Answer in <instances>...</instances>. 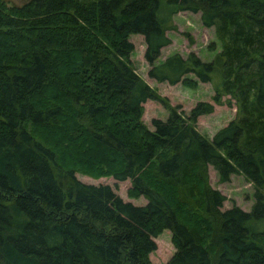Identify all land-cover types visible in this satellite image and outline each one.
Wrapping results in <instances>:
<instances>
[{"label":"trees","instance_id":"1","mask_svg":"<svg viewBox=\"0 0 264 264\" xmlns=\"http://www.w3.org/2000/svg\"><path fill=\"white\" fill-rule=\"evenodd\" d=\"M183 11L220 50L156 62ZM131 34L148 77L194 87L193 74L212 102L147 129L142 104L159 97L128 60ZM231 100L235 118L200 135L196 117ZM207 166L252 183L247 212L220 210ZM76 172L128 180L145 203ZM163 230L166 264H264V0H0V264H150Z\"/></svg>","mask_w":264,"mask_h":264},{"label":"rangeland","instance_id":"2","mask_svg":"<svg viewBox=\"0 0 264 264\" xmlns=\"http://www.w3.org/2000/svg\"><path fill=\"white\" fill-rule=\"evenodd\" d=\"M2 1L6 6H19L28 0ZM172 19L175 29L167 31L166 35L170 42L161 48L156 62L162 61L173 53L184 58L189 52L194 53L203 61H209L220 50V42L214 35L212 27H204L198 13L178 12ZM128 40L132 43L128 60L134 72L159 97L158 100H146L142 104L141 121L147 129H153L151 126L152 119L164 120L171 109L185 115L197 102H212L213 89L211 84L199 82L193 74L187 75V78L195 82L194 87H187L181 83L169 85L166 82H157L148 77L149 66L143 57L144 42L142 37L138 34H131L128 36ZM235 116L236 109L232 100L229 105L225 103L213 104L212 112L197 116L194 126L200 135L210 139L218 129L224 127ZM205 171L206 186L223 196L220 210L238 207L247 212L250 209L253 202V185L244 175H231L227 182H220L217 174L210 166H207ZM75 177L84 183L107 184L123 201L131 202L134 205L145 203L142 197L130 198L126 195V190L129 187L128 180L118 181L110 176L91 177L80 172H76ZM153 241L155 248L148 254L150 264H166L175 252L170 241V232L163 230L161 234L153 238Z\"/></svg>","mask_w":264,"mask_h":264}]
</instances>
